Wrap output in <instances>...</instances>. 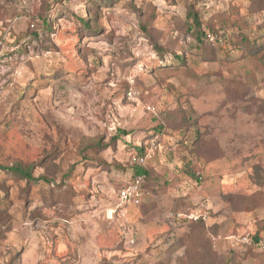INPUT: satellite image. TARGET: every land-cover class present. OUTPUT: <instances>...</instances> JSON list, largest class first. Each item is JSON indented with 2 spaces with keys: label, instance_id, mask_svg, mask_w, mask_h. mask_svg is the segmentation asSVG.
Listing matches in <instances>:
<instances>
[{
  "label": "clouds",
  "instance_id": "obj_1",
  "mask_svg": "<svg viewBox=\"0 0 264 264\" xmlns=\"http://www.w3.org/2000/svg\"><path fill=\"white\" fill-rule=\"evenodd\" d=\"M0 181V264H264V0H0Z\"/></svg>",
  "mask_w": 264,
  "mask_h": 264
},
{
  "label": "rangeland",
  "instance_id": "obj_2",
  "mask_svg": "<svg viewBox=\"0 0 264 264\" xmlns=\"http://www.w3.org/2000/svg\"><path fill=\"white\" fill-rule=\"evenodd\" d=\"M0 187L4 188V192H5L4 199L7 200V196H8L7 187L4 186V182L3 181H0Z\"/></svg>",
  "mask_w": 264,
  "mask_h": 264
},
{
  "label": "trees",
  "instance_id": "obj_3",
  "mask_svg": "<svg viewBox=\"0 0 264 264\" xmlns=\"http://www.w3.org/2000/svg\"><path fill=\"white\" fill-rule=\"evenodd\" d=\"M86 27H87V25H86Z\"/></svg>",
  "mask_w": 264,
  "mask_h": 264
}]
</instances>
